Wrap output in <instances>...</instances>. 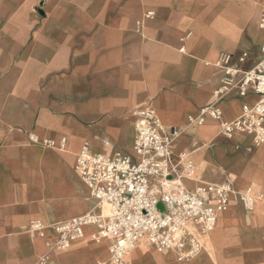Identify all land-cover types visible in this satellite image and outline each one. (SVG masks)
I'll return each instance as SVG.
<instances>
[{
	"label": "crops",
	"instance_id": "obj_1",
	"mask_svg": "<svg viewBox=\"0 0 264 264\" xmlns=\"http://www.w3.org/2000/svg\"><path fill=\"white\" fill-rule=\"evenodd\" d=\"M11 2L6 17L17 21L5 31L0 26V264L108 259L111 240L96 241L95 226H84L67 247L55 246V226L109 213L89 196L76 156L87 147L135 159L133 113L146 106L164 134L179 130L173 163L183 152L193 166L192 178L179 186L229 184L232 194L214 230L200 236L203 250L195 258L179 261L175 250L142 239L126 263L264 264V143L255 146L247 134L225 137L208 118L186 126L214 101L222 58L230 56L237 76L262 61L263 0H38L27 12ZM3 34L22 38L9 46ZM257 99L232 93L220 104L222 120L238 118ZM246 189L250 211L239 200ZM35 223L43 229L33 231Z\"/></svg>",
	"mask_w": 264,
	"mask_h": 264
},
{
	"label": "built area",
	"instance_id": "obj_2",
	"mask_svg": "<svg viewBox=\"0 0 264 264\" xmlns=\"http://www.w3.org/2000/svg\"><path fill=\"white\" fill-rule=\"evenodd\" d=\"M259 27L264 30V0ZM261 53L263 59L258 66L240 76L229 66L230 56L222 58L219 64L224 76L214 91V101L203 107L198 116L189 117L186 126L203 124L208 118L220 123L223 136L247 134L255 146L262 145L264 44ZM235 92L240 97L252 93L258 99L252 106H242L238 118L223 121L220 104ZM133 116L135 159L124 153L92 154L87 147H82L76 156L75 171L88 188L89 196L99 209L107 206L109 213H87L56 225L59 239L55 246L67 247L82 236L84 226L92 225L98 229L96 241L111 240L108 259L98 264H127L126 256L142 239L158 250H175L179 261L191 260L203 250L200 236L211 233L217 215L227 209L232 187L199 184L186 190L179 186L180 179H187L193 173L185 153L176 156V163L172 160V145L179 130L164 134L159 118L149 106L138 108ZM165 184H173L174 189L165 190ZM239 200L247 211L252 209L253 196L249 189L240 194ZM31 229L39 232L43 228L35 223Z\"/></svg>",
	"mask_w": 264,
	"mask_h": 264
},
{
	"label": "rangeland",
	"instance_id": "obj_3",
	"mask_svg": "<svg viewBox=\"0 0 264 264\" xmlns=\"http://www.w3.org/2000/svg\"><path fill=\"white\" fill-rule=\"evenodd\" d=\"M14 6V4H12L11 0H0V12L2 11V16L3 18H0V26H2L4 28V31L6 30V28H9L12 25V22H16L17 20H14L11 17H6V12L12 11L14 9H12V7ZM16 9L18 11H32L34 9V6H38V0H17L16 3ZM14 8V7H13ZM10 16V15H8ZM3 38V42L8 43V45L10 46L11 44L20 42V39L22 38L21 35H7V34H3L2 35ZM4 47L3 50V66L6 67L7 65V59L9 58V55L12 53V50L9 49L10 47ZM6 49V50H5ZM188 178H192V175H189Z\"/></svg>",
	"mask_w": 264,
	"mask_h": 264
}]
</instances>
